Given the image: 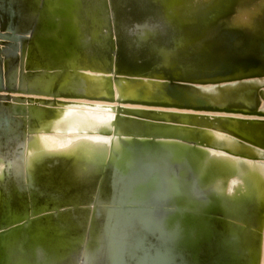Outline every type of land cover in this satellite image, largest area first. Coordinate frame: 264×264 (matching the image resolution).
I'll list each match as a JSON object with an SVG mask.
<instances>
[{"label":"bare ground","instance_id":"bare-ground-1","mask_svg":"<svg viewBox=\"0 0 264 264\" xmlns=\"http://www.w3.org/2000/svg\"><path fill=\"white\" fill-rule=\"evenodd\" d=\"M162 1L178 19L199 21L200 29L224 0ZM104 2L114 30L110 1ZM61 11L75 28L71 0ZM221 28L234 43V32L260 36L264 0H237L214 30ZM246 47L243 56L259 55L258 47ZM76 52L64 59L75 60ZM105 79L112 81L114 101L101 98ZM125 83L86 63L72 71L68 86L83 87L90 97L10 94L7 103L27 113L15 116L19 139L0 141V217L5 211L12 229L0 264H264V147L222 121L264 122V115L118 101L134 87ZM249 84L264 110V75L198 87L222 99ZM148 85L155 89L161 81ZM127 109L206 115L214 123L160 119L153 135L131 134L118 124ZM25 219L30 222L21 228ZM70 219L82 220V228H67ZM61 231L71 234L59 245Z\"/></svg>","mask_w":264,"mask_h":264},{"label":"water","instance_id":"water-1","mask_svg":"<svg viewBox=\"0 0 264 264\" xmlns=\"http://www.w3.org/2000/svg\"><path fill=\"white\" fill-rule=\"evenodd\" d=\"M56 1L59 0H0V47H3V49L0 48V141L10 143L19 139V135L17 136L19 125L16 128L15 116L27 113L22 106L7 103L12 99L11 93H37L53 97L79 95L90 97L80 89L83 87H80L78 91H70L68 86L72 71L84 68L86 63L92 64L96 70L114 74L117 82L123 79L129 85L134 86L128 90L130 91L129 96L120 97L118 101L264 115V110L258 107H246L237 101L227 102V98L232 92L251 91L255 92L259 98L256 88L250 84L241 85L228 91L222 99H218L211 93L203 92L198 87L199 84L220 83L226 80L244 79L252 75H264V40H262L263 42L253 41V46L251 44L247 46L245 42L249 43V41H242L241 34L234 32L236 34L234 37L241 40L236 42L243 44L244 47L247 46L246 48L250 50L258 47L257 50L260 51V53L257 51L260 56L256 54L243 56L245 52L240 51L244 50L241 48L243 46H238V43L228 40L222 28L214 30L220 18L232 12V7L237 0L222 1L220 3L222 7L214 8L211 12V19L206 21L200 29L195 27L199 21L178 19L168 10L165 17L170 21V24H173L172 26L159 25L157 28L150 25L134 29V34L142 39L151 37L152 33H158V30L165 33V30L172 29L171 27H174L177 33L175 41H128L130 49L135 51L150 49L155 56L154 59H147L144 56L133 61H127L121 54L125 43L119 41L116 26L114 30V26L113 28L108 27L111 35L116 34V37L114 41H111L110 53L105 58L93 55L87 41H81V49L77 48L78 41H56L58 36H62L64 29L62 11L55 10L61 8L62 4ZM146 1L152 6L159 3L164 4L162 0ZM71 3L73 4L72 0ZM165 17L163 15L162 18ZM114 24L116 25V22ZM193 30L195 31L191 33ZM242 37L244 36L242 35ZM260 37L264 38V31L260 32V36H255L257 39ZM207 40L212 41H208L210 42L208 43ZM198 45H205L204 49L199 50ZM70 49H76L75 55H81L77 56L75 60L68 59L69 61H66L64 56L70 52ZM233 49L239 51L235 52ZM86 54H90V60L85 59ZM3 55L5 60L2 58ZM54 73H57V77L52 80L50 76ZM37 77L50 78L49 81L52 82L44 83L41 79L35 82ZM150 79L160 80L161 85L152 89L148 85L152 81ZM111 82V80L106 82L105 79V83L102 84V91L105 94H102L101 98L114 101ZM103 85L104 88L106 86V90ZM2 93L8 94L3 95ZM123 112L134 116L130 119L135 128L132 131L121 129L125 133L142 135L155 133L156 123L153 122L154 120L174 119L176 121L177 118L179 120L183 117L189 120L202 118L197 117L196 114L176 115L153 110L127 109ZM121 116H119V120ZM236 119L256 122V120L246 118ZM4 212L0 217L1 250L6 246L12 231L8 226L7 216ZM27 220L23 221L24 225L19 226L21 228L26 226L30 222V219Z\"/></svg>","mask_w":264,"mask_h":264},{"label":"rangeland","instance_id":"rangeland-1","mask_svg":"<svg viewBox=\"0 0 264 264\" xmlns=\"http://www.w3.org/2000/svg\"><path fill=\"white\" fill-rule=\"evenodd\" d=\"M105 0H72L73 6L75 9V28L69 24L71 17H62L64 26L62 36H58L56 41H78L77 48L81 49V41H87L89 44V49L93 52L95 56L106 57L111 50V41L112 35L111 31L108 29L110 26L109 20L105 17ZM111 6V16L115 17L116 22V32L118 33L119 41L125 43V47L122 49V56L126 58L127 61L136 60V58L144 57L146 58H155L153 51H146L147 49L135 51L128 47V41H175L176 33L174 27L172 29L159 31L158 33H152L151 37L142 39L140 36L134 34V29H138L141 26H155L159 28L161 26H172L170 21L165 17L167 8L164 4L159 3L156 5H149L146 0H109ZM64 0H59V3L62 4ZM61 12V8L55 9ZM164 15L165 18H162ZM107 26V27H106ZM106 29V30H105ZM230 31L224 30L225 35ZM242 41L246 45L252 44V42H263L261 37L257 38H245L240 35ZM240 39V38H239ZM236 38L235 42L239 40ZM55 41V40H54ZM241 41V40H239ZM238 43V42H236ZM238 46H243V44L238 43ZM237 46V48H238ZM244 47V46H243ZM241 47V48H243ZM143 55V56H142ZM104 88V85H103ZM106 90V86L104 88ZM105 94V93H103ZM240 103L241 105H246V107L260 108L261 100L257 97L255 92H232L227 98V102ZM226 102V100H225ZM51 114H54V110L51 111ZM130 113H124L120 120L119 126L125 131L134 130L133 121L130 117H134ZM237 117L228 116L222 119L223 123L228 126L231 130L237 131L240 129V133L246 139L255 141L264 147V122H246L243 120L236 119ZM201 122L206 123L207 125H212L214 123V118L203 117L200 118ZM253 138V139H252ZM67 228L71 229L72 226L75 229H81L82 223L80 219H75L74 221L67 220ZM75 224V225H74ZM65 225V224H64ZM61 231L57 234L59 237V245L64 243L63 240L66 239L71 233H66ZM79 234V232H75ZM63 245V244H62Z\"/></svg>","mask_w":264,"mask_h":264}]
</instances>
